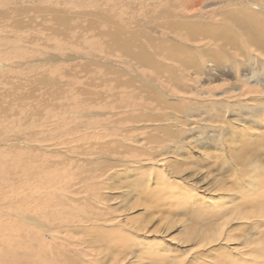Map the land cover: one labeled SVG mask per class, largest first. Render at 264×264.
I'll list each match as a JSON object with an SVG mask.
<instances>
[{"label":"rangeland","instance_id":"1","mask_svg":"<svg viewBox=\"0 0 264 264\" xmlns=\"http://www.w3.org/2000/svg\"><path fill=\"white\" fill-rule=\"evenodd\" d=\"M216 8L211 0H0V264L16 256L22 264H155L161 257L188 264V257L161 252L180 244L184 216L164 213L167 201L144 202V194L153 196L162 186L155 183L161 167L181 185H173L182 193L175 203L180 200L187 210L192 208L183 197L192 195L188 187L195 179L206 177L209 185L225 188L246 179L252 138L262 133L259 123L264 128V109L256 99L264 90L239 82L247 74L244 67L195 74L176 66L170 72L180 87L170 93L174 104L197 90L201 104L216 106L231 126L220 167L213 159L219 153L207 145L212 133L199 132L206 119L185 118L152 102L154 88L169 73L156 78L122 53L109 33L120 32L123 39L129 32L138 44L139 28L170 45L168 36L149 26L162 23L165 10ZM161 48L150 51L164 68ZM190 77L198 82L188 92ZM224 100L238 101L236 111L222 110ZM184 119L190 121L184 137L189 155L151 141L166 138L157 126ZM135 182L137 191L131 188ZM153 205L163 214H150Z\"/></svg>","mask_w":264,"mask_h":264},{"label":"bare ground","instance_id":"2","mask_svg":"<svg viewBox=\"0 0 264 264\" xmlns=\"http://www.w3.org/2000/svg\"><path fill=\"white\" fill-rule=\"evenodd\" d=\"M211 1H215L217 5V8L211 11L200 12L187 9L176 13L165 10L162 23H158L156 20L150 21V28L153 26L159 28L173 42L170 45H165V40L156 39L142 32L139 28L137 33L142 36L143 42L138 44L132 42L129 32H124L123 39L120 38L122 33L118 32L120 31L119 28H116L117 34L109 33V37L122 53L141 67L149 69L156 78H160L162 71L169 73L168 76H165L164 82L157 85L158 88H156L160 91H156L154 88V94L151 97L152 102L154 105L158 104L173 113H181L185 118L202 116L206 119L208 122L205 125L198 124L199 132L201 135L206 131L212 133V135L207 134L206 139L209 141H207V145L210 151L219 153L218 156H213V159L216 162L219 161L220 167H223L225 163L222 162L221 157L222 153H226L224 140H227L231 126L224 123L225 120L221 117V111L216 106L201 104L197 90L193 92L194 95L178 97V100H183V103L176 102L174 104L175 97L173 98L170 93L173 89L180 87L177 76L175 74L170 75V72H173L176 66H179L184 73L192 70L195 74L219 70L221 67H230L225 69L237 73L244 67L247 74L241 76L239 82L264 90V0ZM137 37L139 38V35ZM199 44L202 48L198 51L196 48ZM154 45L162 47L159 56H162V61L167 63L164 68L161 66L162 64L155 63L157 59L154 60L152 57L150 50ZM3 56L0 54V57ZM188 81L187 91L189 92L198 81L195 77H190ZM180 82L184 83L183 80ZM154 95L156 96L154 97ZM256 99L259 106L264 109V97H257ZM190 101H194V103L189 104ZM238 104V101L224 100L221 109L227 113L235 112ZM3 114L7 120L8 115L5 112ZM189 123L190 121L184 119L178 124L170 122L159 125L156 129L161 130L166 138H151V141L154 144H160L159 146L163 149H171L175 155L183 153L187 156L189 153L186 149L190 147V144L184 140V137L190 132ZM2 125L6 126L4 123ZM10 125H8L9 129L11 128ZM173 127H180V131L175 132ZM262 128L259 123L258 131L262 133L258 134L257 132L258 135L252 138L254 153L246 162L251 167L250 170L247 169L248 172L246 169L244 170L246 179L238 178L239 181L231 184L229 188L214 182L217 183L215 191L212 189L214 183L209 185L206 177L201 180L195 179L192 181V185L188 187L189 189L187 188L192 195L183 197L185 191L181 195L183 200L189 201L187 202L192 209L187 210L185 209L186 205H180L179 201L182 199L177 195L178 192L173 191V185L176 188L181 185L176 181L174 184V180L169 174L170 171L168 172L166 168L161 167L163 175L157 176L154 180L155 183L162 184V186L157 187V192L153 196H148L149 194L146 192L144 202L145 200L150 203L165 200L169 203V207L168 211L164 213L178 216V218L184 216L185 219L180 244L176 243L163 248L161 252L168 255L174 252L178 253L180 257H188L186 260L188 264H264V128L261 131ZM178 137H182V139ZM250 152H252L251 149ZM232 153H234L233 150ZM255 167H257V171L251 174L249 171H253ZM177 173H180L178 168ZM141 186L144 190L149 188L144 180L141 182ZM131 188L137 191L138 183H131ZM197 191L202 196L196 197L198 196ZM179 198L180 200L175 203ZM148 211L150 214L156 212L163 214L159 205H153L148 208ZM173 225L170 224L168 229L170 230ZM155 244L146 243L148 247L154 245L156 251L160 250ZM154 261L155 264H170L171 262L172 264H179L180 262L165 257ZM6 263L22 264V259L16 256Z\"/></svg>","mask_w":264,"mask_h":264}]
</instances>
